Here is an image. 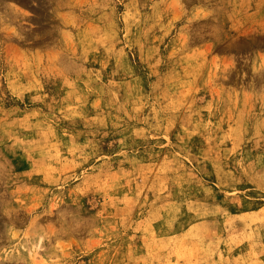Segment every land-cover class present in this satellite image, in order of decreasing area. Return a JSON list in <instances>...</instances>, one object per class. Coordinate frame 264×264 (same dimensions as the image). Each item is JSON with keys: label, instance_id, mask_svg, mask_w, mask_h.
<instances>
[{"label": "rangeland", "instance_id": "1", "mask_svg": "<svg viewBox=\"0 0 264 264\" xmlns=\"http://www.w3.org/2000/svg\"><path fill=\"white\" fill-rule=\"evenodd\" d=\"M0 264H264V0H0Z\"/></svg>", "mask_w": 264, "mask_h": 264}]
</instances>
